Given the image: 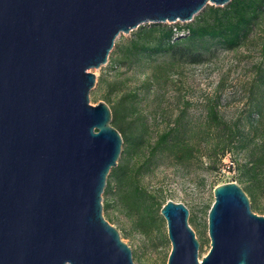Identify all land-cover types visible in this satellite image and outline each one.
Listing matches in <instances>:
<instances>
[{
  "label": "water",
  "instance_id": "1",
  "mask_svg": "<svg viewBox=\"0 0 264 264\" xmlns=\"http://www.w3.org/2000/svg\"><path fill=\"white\" fill-rule=\"evenodd\" d=\"M230 1L0 0V264H135L103 214L124 140L108 103L90 102L92 70L122 33ZM213 192L202 258L188 207H161L167 264H264V215L236 182Z\"/></svg>",
  "mask_w": 264,
  "mask_h": 264
},
{
  "label": "rangeland",
  "instance_id": "2",
  "mask_svg": "<svg viewBox=\"0 0 264 264\" xmlns=\"http://www.w3.org/2000/svg\"><path fill=\"white\" fill-rule=\"evenodd\" d=\"M136 30L122 33L116 42L128 44ZM197 47L204 55L198 63L162 53L116 68L109 58L92 70L96 85L91 104L107 102L111 124L139 140L135 146L123 142L118 164L125 174L113 183L111 195L105 198L103 193V204L109 203L103 214L132 249L135 264H167L172 245L160 210L168 200L188 207L200 258L211 248L208 213L217 185L238 183L252 211L264 215V19L234 49L208 38ZM232 128L247 144L241 149L228 144L227 156L219 162ZM169 132V142L159 146L160 136ZM180 146L191 151L183 154ZM247 162H254L255 169ZM137 186L144 197L136 198Z\"/></svg>",
  "mask_w": 264,
  "mask_h": 264
},
{
  "label": "trees",
  "instance_id": "3",
  "mask_svg": "<svg viewBox=\"0 0 264 264\" xmlns=\"http://www.w3.org/2000/svg\"><path fill=\"white\" fill-rule=\"evenodd\" d=\"M262 18L264 19V0H231L222 7L207 5L202 14L195 16L192 22L183 27L179 25L166 26L162 23L142 24L137 28L128 44L120 45L115 42V46L109 55V63L111 67L115 68L132 66L143 57L162 53L180 54L188 58L189 62L198 63L204 60L203 52L197 47L198 41L208 38L218 42L226 49H234L241 45L243 40L250 35L254 25ZM254 115L252 114V121L255 119ZM215 116L217 115L215 114ZM118 129L125 133L123 127L118 126ZM171 134L172 132L162 134L158 140V145H166ZM125 135L123 138L127 144L135 146L138 143L137 137L133 139V136L127 135V133ZM229 135V140L222 147L219 162L228 153L226 148L228 144L239 146L237 147L239 149L247 144L245 136L234 128L230 130ZM179 148L183 154L191 151L188 147L180 146ZM246 164L255 169L254 162H247ZM124 174L125 167L121 164H117L111 169L104 191L105 198L114 191L113 183L120 182ZM134 193H136V198H142L144 194L138 186L135 187ZM104 206H109L108 201H105Z\"/></svg>",
  "mask_w": 264,
  "mask_h": 264
},
{
  "label": "built area",
  "instance_id": "4",
  "mask_svg": "<svg viewBox=\"0 0 264 264\" xmlns=\"http://www.w3.org/2000/svg\"><path fill=\"white\" fill-rule=\"evenodd\" d=\"M226 156H227V154H226ZM232 164V163H231ZM228 168H231L230 166H228Z\"/></svg>",
  "mask_w": 264,
  "mask_h": 264
}]
</instances>
